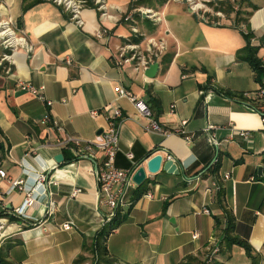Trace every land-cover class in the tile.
I'll return each instance as SVG.
<instances>
[{
  "label": "crops",
  "instance_id": "0c3cea01",
  "mask_svg": "<svg viewBox=\"0 0 264 264\" xmlns=\"http://www.w3.org/2000/svg\"><path fill=\"white\" fill-rule=\"evenodd\" d=\"M85 1L80 15L84 24L78 26L50 1L0 0V31L9 27L32 46L31 51H11L0 44V167L6 173L0 177V216L9 221L0 248L11 245L8 256L15 264H76L86 254L83 244L104 223L105 207L99 204L92 171L102 154L95 150L94 158L87 152L61 163L54 157L68 152L60 148L65 134L96 141L118 108L122 119L116 167H130L127 153L138 167L159 153L164 160L170 156L180 173L162 168L147 173L153 198L143 195L134 202L106 240L117 264H181L187 256L202 264L216 245L219 250L210 264H252L242 247L221 244L224 209L212 186L215 181L222 186V204L234 216L235 236L246 238L252 255L264 264V137L254 110L260 82L237 57L248 32L254 35L251 44L264 49V0H227L229 13L215 10L224 0H209L205 11L193 10L186 0L137 5V0ZM143 9L160 19L146 17ZM237 10L243 16L250 13L246 24L236 19ZM126 37L140 38L141 50L147 49L148 38L164 42L153 78L118 61L117 49ZM21 83L34 86L42 98L23 90ZM119 87L144 99L160 126L171 133L147 132L146 120L132 103L118 97ZM47 114L63 131L44 122ZM231 127L250 131V145L238 136L231 139ZM215 164L218 171L213 173ZM40 173L46 175L43 186L36 183ZM225 173L229 178L223 180ZM14 180L23 181V190L11 189ZM34 186L27 219L16 218L13 210ZM74 188L81 190L76 196L71 195ZM65 224L71 228L65 230Z\"/></svg>",
  "mask_w": 264,
  "mask_h": 264
},
{
  "label": "built area",
  "instance_id": "2783aa9c",
  "mask_svg": "<svg viewBox=\"0 0 264 264\" xmlns=\"http://www.w3.org/2000/svg\"><path fill=\"white\" fill-rule=\"evenodd\" d=\"M52 2L53 4L62 7L63 10L68 12L71 15V19L76 22L78 26H83L84 22L81 19V11L85 4V0H47ZM95 3H101L103 0H94ZM190 3V6L193 10H203L205 11V4L203 2L195 3L194 0H186ZM204 2H209V0H202ZM100 8V7H99ZM146 17L152 20H159L160 16L153 12L150 9H143L140 11ZM5 27V25H3ZM134 31V30H133ZM96 33L101 35V31H96ZM136 32L134 31V37ZM262 37V46L264 47V34ZM148 47L146 50H141L139 47V43H134L131 41V38H127L126 40L118 47V61L120 63H130L134 67L135 70L144 72L150 64L156 62L159 56L162 54L165 49V44L162 40L157 38H148ZM0 44L6 49H10L14 51L17 47H24L28 51L32 50V46L29 45L25 38L21 35H17V33L9 28H2L0 31ZM10 55L4 54V58L9 57ZM261 65L264 67V54L260 57ZM264 84V80L262 81ZM20 87L23 90H27L33 94H37L39 97L42 96L38 93L37 89L30 85L21 83ZM118 97H124L128 99L132 105L134 106L138 115L146 120L144 128L147 132H154L161 135H169L171 132L168 130H164L158 121L154 118L153 113L146 103L144 99L139 97L138 95L133 94L132 92L126 90L123 87H119L116 90ZM254 97L257 99V104L254 106V110L260 115L261 125L264 137V86L260 83L257 89L254 92ZM65 102V100H62ZM46 105L50 106L52 101L46 100ZM96 111H91V116L96 115ZM122 119V113L120 109H114V115L112 118L107 120V126L102 134L98 137V139L94 142L83 141L78 138H74L68 134H65L60 142V148L65 149L69 152L70 156L73 160L81 158L85 153H89V156L94 158L95 150H99L101 152V159L97 162L95 161L94 167L92 169L93 174L97 181L98 188V200L99 204L105 207L103 211L104 222L110 219L117 209H123L128 206L127 195L131 188H134L136 184L132 180V175L134 171L137 169L138 164L133 161V155L131 153H127L126 157L131 162L130 167L126 169H121L116 167L115 158L118 151V135H119V126ZM44 122L50 123L53 128L58 131H63L61 124L58 120L53 119L49 114L45 115ZM211 129L210 126L206 128V131ZM180 133L184 134L183 131ZM238 136L243 141H245L248 145L251 142V132L244 129H238L235 127H231L230 138ZM187 141L190 140L189 136H185ZM210 141L216 145V140L213 135L210 136ZM262 152L264 153V143ZM167 159H171V157H167ZM147 161V160H146ZM216 161V159H215ZM5 170L0 167V177H5ZM229 175L227 173L223 174V180L228 179ZM46 181V175L44 173H40L37 176L36 183L43 186V183ZM189 181H192L190 179ZM22 180H14L11 183V189L18 187L23 190L21 184ZM56 184V182H52ZM214 188H218V183L215 181L212 183ZM37 187V186H36ZM36 188L31 187L28 188L25 200L21 204V206L15 208L13 210L12 215L19 219H27L25 215V210L34 203V198L32 196V191ZM25 190V189H24ZM81 190L79 188H74L71 195L76 196ZM145 197L151 199L153 198V193L151 191H147L144 194ZM203 213L210 214V211L206 208H203ZM33 221V220H30ZM25 223V221H24ZM9 228V221L6 217L0 216V242L4 237H6L9 233L7 229ZM65 230L71 228L69 224L63 225ZM198 234L194 232L192 234V238H196ZM218 246L216 245L209 255L206 256L205 260L202 264H210L213 255L218 252Z\"/></svg>",
  "mask_w": 264,
  "mask_h": 264
},
{
  "label": "trees",
  "instance_id": "16d2710c",
  "mask_svg": "<svg viewBox=\"0 0 264 264\" xmlns=\"http://www.w3.org/2000/svg\"><path fill=\"white\" fill-rule=\"evenodd\" d=\"M146 3V0H137L134 5L137 4H144ZM215 10L224 11L225 13H229L232 11V6L229 3V1L224 0L218 3V5L215 7ZM236 19L246 24L248 16L250 13L243 12L241 10H237L236 12ZM254 35L252 32H248L244 35V38L246 40V45L243 49L237 51V57L244 62H247L251 69L254 72L255 75V81L262 83L264 79V67L261 65L260 57L258 55V52L260 50V46L251 44L250 39ZM131 41L134 43H139L141 40L140 38H131ZM228 96L233 95L230 92H226ZM62 155L64 158V162H71L73 158L70 156L69 152L62 151ZM218 162V161H217ZM216 162V163H217ZM210 171L213 173H216L218 171V165L215 164ZM149 182L150 180L145 179L140 185H137L130 197V202H128V206L125 208L117 209L115 214L108 220H106L102 227L96 232L95 236L91 239L89 243H84L82 246L83 252L86 254H81L79 257L75 259L76 264H80L83 262L88 261V259L91 260L89 264H117V260L113 258L106 247V240L108 236L127 218L128 212L131 209V206L134 202H136L140 197H142L149 189ZM217 200L220 203L221 207H223L224 212V226L222 228V240L221 244L224 245L225 248H230L233 245H238L242 247L246 253L247 256H249L252 260V264H259V257L252 255L251 247L247 241L246 238H239L235 236V219L230 210H227L225 206L222 204L223 201V190L222 186L219 185L217 188ZM126 209V210H124ZM217 223H220L217 220ZM11 246V245H10ZM3 249L0 248V264H15L8 256V249L9 247ZM89 257V258H88ZM92 258V259H91ZM181 264H199V261L196 257L193 256H187L185 260ZM201 264V263H200Z\"/></svg>",
  "mask_w": 264,
  "mask_h": 264
},
{
  "label": "water",
  "instance_id": "95a60500",
  "mask_svg": "<svg viewBox=\"0 0 264 264\" xmlns=\"http://www.w3.org/2000/svg\"><path fill=\"white\" fill-rule=\"evenodd\" d=\"M159 64L154 62L144 71L147 77L153 78L158 70ZM63 156L61 153L55 155L54 160L56 163H61ZM167 171L169 174L178 175L180 173L179 168L175 161L171 159L164 160L163 156L159 153L152 155L147 159L145 165L139 166L132 175V180L136 185H140L147 177V173L155 174L160 169ZM260 170V168L258 169Z\"/></svg>",
  "mask_w": 264,
  "mask_h": 264
},
{
  "label": "rangeland",
  "instance_id": "374dc122",
  "mask_svg": "<svg viewBox=\"0 0 264 264\" xmlns=\"http://www.w3.org/2000/svg\"><path fill=\"white\" fill-rule=\"evenodd\" d=\"M230 1H232V0H230ZM241 1V0H240ZM188 2V1H187ZM194 2L195 3H199V2H203L204 4H206L207 5V2H204V1H202V0H194ZM240 4V3H239ZM240 8V7H239ZM262 53H264V49H261L260 48V50H259V52H258V55H261ZM263 55V54H262ZM87 255V254H86ZM88 256V255H87ZM89 258V257H88ZM92 259V258H91ZM89 262H91V260L90 259H88V261H86V262H83V263H80V264H89Z\"/></svg>",
  "mask_w": 264,
  "mask_h": 264
}]
</instances>
